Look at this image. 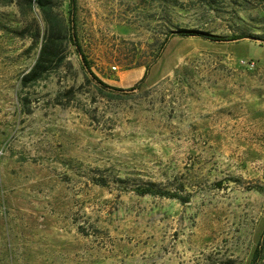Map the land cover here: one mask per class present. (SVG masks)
<instances>
[{"label":"rangeland","instance_id":"1","mask_svg":"<svg viewBox=\"0 0 264 264\" xmlns=\"http://www.w3.org/2000/svg\"><path fill=\"white\" fill-rule=\"evenodd\" d=\"M20 2L0 0V264H251L264 243V0H76L92 72L139 85L113 98L86 83L73 47L72 66L22 87L43 18ZM53 8L70 20L71 0ZM181 30L203 36L161 51Z\"/></svg>","mask_w":264,"mask_h":264},{"label":"trees","instance_id":"2","mask_svg":"<svg viewBox=\"0 0 264 264\" xmlns=\"http://www.w3.org/2000/svg\"><path fill=\"white\" fill-rule=\"evenodd\" d=\"M15 2L20 3V5H22L20 0H4V3L6 4H13ZM25 2L26 4L25 6H23L25 8L20 9L21 13L26 14V16H30V14L35 12L34 5L35 3H37L42 14L43 26L40 29L36 30L34 34L36 41L41 40V50L34 67L22 78L23 88L35 86L41 81L47 80L52 74L55 73V71L61 69L68 61L67 52L70 47H73L79 56V63L86 83H88V85L90 86H94L97 92L103 97H117L111 96L107 94V92L113 93L115 95L130 94L134 93V90H137L139 88V85H137L132 90H123L109 86L92 72L91 68L89 67L88 61L85 55L83 54L82 47L80 45L77 34L76 0H71L69 21H67L65 18H63L54 11L53 0H25ZM202 36L203 34H201L200 32L190 30H181L177 34L172 33L168 36L167 42L161 47V51L164 49V47H166L167 43L174 37L201 38ZM209 40L215 43H223L224 41H229L225 39H220L216 36H212L211 38H209ZM68 65L72 66V63L68 61ZM148 72L149 68H147L145 78L147 77ZM66 95L69 102L72 98L75 97L72 88L68 90ZM57 102L59 103V99L57 100ZM150 187H154V185ZM138 193L142 196L149 194H157V192L152 188H146L143 190L140 189L138 190ZM263 251L264 243L260 242L252 255L251 264H258L260 262V259L263 255Z\"/></svg>","mask_w":264,"mask_h":264},{"label":"water","instance_id":"3","mask_svg":"<svg viewBox=\"0 0 264 264\" xmlns=\"http://www.w3.org/2000/svg\"><path fill=\"white\" fill-rule=\"evenodd\" d=\"M242 40L257 41V40H254L253 38H243V39H236V40L224 41L223 43H237V42L242 41ZM257 42H259V41H257ZM135 91H137V90H134V92Z\"/></svg>","mask_w":264,"mask_h":264}]
</instances>
